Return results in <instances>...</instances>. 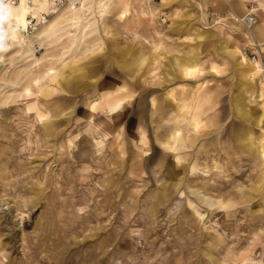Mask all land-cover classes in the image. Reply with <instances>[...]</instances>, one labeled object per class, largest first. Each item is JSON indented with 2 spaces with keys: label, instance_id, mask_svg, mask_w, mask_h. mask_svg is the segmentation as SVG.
<instances>
[{
  "label": "rangeland",
  "instance_id": "374dc122",
  "mask_svg": "<svg viewBox=\"0 0 264 264\" xmlns=\"http://www.w3.org/2000/svg\"><path fill=\"white\" fill-rule=\"evenodd\" d=\"M232 2L0 6V264H264V0Z\"/></svg>",
  "mask_w": 264,
  "mask_h": 264
},
{
  "label": "bare ground",
  "instance_id": "6f19581e",
  "mask_svg": "<svg viewBox=\"0 0 264 264\" xmlns=\"http://www.w3.org/2000/svg\"><path fill=\"white\" fill-rule=\"evenodd\" d=\"M6 1L7 0H0V2H1V5L0 6H2V10H1V12H5V13H9V10H8V8L6 7ZM235 1H238V2H240V1H243V0H235ZM226 2V1H225ZM99 16L100 17H103L104 15H103V13H105L106 11V6H105V4H102V3H100V5H99ZM103 15V16H102ZM75 16V15H74ZM77 16V15H76ZM235 17V16H234ZM18 18V17H17ZM77 20L79 19V18H76ZM249 19H251L249 16H247L245 19H241V21L240 22H243V21H247V20H249ZM72 20H75L74 18L72 19ZM21 22V21H20ZM73 22V21H72ZM248 22V21H247ZM74 23H77V22H73L72 24H74ZM21 24V23H20ZM260 65H258V63H256L255 64V68H256V73L257 74H260L261 73V69H260V67H259ZM255 70V69H254ZM188 70L186 69V72H187ZM264 86V85H263Z\"/></svg>",
  "mask_w": 264,
  "mask_h": 264
},
{
  "label": "built area",
  "instance_id": "2783aa9c",
  "mask_svg": "<svg viewBox=\"0 0 264 264\" xmlns=\"http://www.w3.org/2000/svg\"><path fill=\"white\" fill-rule=\"evenodd\" d=\"M250 18H251V19L247 20L248 22L246 21V25H247L248 27H250L251 25H253V24L255 23L254 19H253L251 16H250Z\"/></svg>",
  "mask_w": 264,
  "mask_h": 264
},
{
  "label": "crops",
  "instance_id": "0c3cea01",
  "mask_svg": "<svg viewBox=\"0 0 264 264\" xmlns=\"http://www.w3.org/2000/svg\"><path fill=\"white\" fill-rule=\"evenodd\" d=\"M243 1H244V0H243ZM238 3H240V2L233 0V2H232V6L237 5ZM233 11H234V8H233Z\"/></svg>",
  "mask_w": 264,
  "mask_h": 264
}]
</instances>
